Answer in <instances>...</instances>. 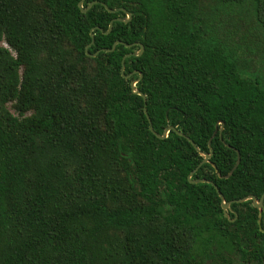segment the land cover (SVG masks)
<instances>
[{"label": "trees", "instance_id": "obj_1", "mask_svg": "<svg viewBox=\"0 0 264 264\" xmlns=\"http://www.w3.org/2000/svg\"><path fill=\"white\" fill-rule=\"evenodd\" d=\"M80 1L0 0V264H264V212L190 183L264 192V0Z\"/></svg>", "mask_w": 264, "mask_h": 264}, {"label": "water", "instance_id": "obj_2", "mask_svg": "<svg viewBox=\"0 0 264 264\" xmlns=\"http://www.w3.org/2000/svg\"><path fill=\"white\" fill-rule=\"evenodd\" d=\"M82 3H83V0H81V1L79 2V4H78V7H79V9L81 10L82 13H86L87 10H88V9L94 4V3H91V4L88 5V7H87L86 9H83V8H82ZM95 3H96V2H95ZM105 8L107 9V11H108L109 13H114V12H115V10H110V9H108L106 6H105ZM120 10L126 15V19L122 20V19L117 18V19H114L113 21H111L110 24H109V29H108V31H107L106 33H108V32L111 30V28H112V23H113L114 21H118V22H121V21H122V22H124V23H127V22L130 20V15H129L124 9H120ZM90 37H91V39L93 38V29L90 31ZM92 43H93V40L91 41L90 45H91ZM117 44H121V42H119V41L115 42V43L113 44V46H112L111 49H109V50H104V51H106V52H111V51H113ZM90 45H88V46L86 47V50L88 49V47H89ZM136 45L139 47V51H138L137 53H135V54H129V55H126L125 57H123V59H122V61H121V75H122V77H123L124 79H128V77H129V76H124V75H123V71H124V60H125V58H127V57L130 56V55H135V56L139 57V56H141V54H142L143 51H144V47H143V45H141V44H139V43H137ZM126 47H131V45H126ZM96 55H97V53H95V54L92 55V56L95 57ZM140 77H141V74H139V79H140ZM136 83H137V81H132V82L130 83V86H131L132 92H133L134 94L140 96V97L143 99V101H144L143 113H144V115H145V117H146V119H147V121H148V125H149V130H150V132H151L152 134H154V135H155L156 137H158V138H165V137H167L169 131H171V130L175 131V130H174L172 127H168V128H166V129L164 130V135H163V136H158L157 134H155V132L153 131V128H152L151 120H150V118H149V116H148V114H147V111H146L145 96H144L140 91H138V90L135 88ZM218 125H220V132H221V131L223 130V122H219V123L215 126V128H217ZM176 134L179 135V136H181V137H184V138H185V139H186V140H187V141H188L193 147H195L194 143H193L189 138L185 137L182 133H180V132H176ZM213 136H214V135H213ZM211 139H212V138H211ZM211 139H210L209 142H208V146H210ZM200 155L202 156L203 160H202V162H201V163H200V164L194 169V171L190 173V175L188 176V179H189V180L191 179L192 175H193V174L199 169V167H200L201 165H203V164H205V163H209V159L211 158V155H212V150L210 149L209 154H202V153H200ZM239 163H240V157H239V154L237 153V159H236V162H235L234 166L232 167V169L229 171L228 175H226V176L224 177L225 179L229 178V177L233 174V172H234V171L236 170V168L238 167ZM212 166L214 167V165H212ZM214 169H215V167H214ZM190 183H192V184L207 183V184L211 185V186L215 189V191H216V193H217V195H218V197H219V199H220V201H221V208H222V211L224 212L225 215H226V211H228V210L230 209L231 204H233V203H243V202H246V201H248V200L252 201V205H253V207L256 208V209L259 211V214H258L259 219H260V217H261V214L264 212V207H263L264 192L262 193L260 199H257L255 196H249V197L243 198V199H241V200L231 201V202L226 203V202H225V199H224V197H223V195L220 193V191L218 190L217 186H216L213 182H211V181H207V180H193V181L190 180ZM259 222H260V221H258V223H259Z\"/></svg>", "mask_w": 264, "mask_h": 264}, {"label": "rangeland", "instance_id": "obj_3", "mask_svg": "<svg viewBox=\"0 0 264 264\" xmlns=\"http://www.w3.org/2000/svg\"><path fill=\"white\" fill-rule=\"evenodd\" d=\"M234 264H242V263H240V262H238V261L235 260L234 261Z\"/></svg>", "mask_w": 264, "mask_h": 264}]
</instances>
